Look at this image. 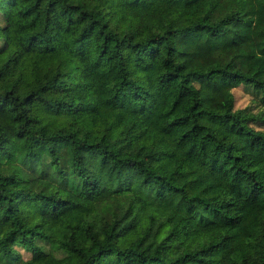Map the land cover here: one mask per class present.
<instances>
[{
    "label": "trees",
    "instance_id": "trees-1",
    "mask_svg": "<svg viewBox=\"0 0 264 264\" xmlns=\"http://www.w3.org/2000/svg\"><path fill=\"white\" fill-rule=\"evenodd\" d=\"M76 18L77 39L110 59L109 89L122 86L144 118L152 97L185 100L174 116L228 157L227 174H243L258 194L259 264H264V163L251 164L222 141L228 126L264 147V0H0V264H218L201 252L223 235L234 196L190 192L174 178L178 163L163 150L117 151L113 114L89 109L71 126L50 128L55 82H68L53 62L25 76L14 66L20 38L50 44V20ZM135 61L124 65L122 44ZM241 84L250 103L233 106ZM154 159V160H151ZM228 264H246L239 248Z\"/></svg>",
    "mask_w": 264,
    "mask_h": 264
},
{
    "label": "rangeland",
    "instance_id": "rangeland-1",
    "mask_svg": "<svg viewBox=\"0 0 264 264\" xmlns=\"http://www.w3.org/2000/svg\"><path fill=\"white\" fill-rule=\"evenodd\" d=\"M54 13L50 20V44L20 38L16 43L17 57L14 66L25 76L58 62L65 71L68 82H55L48 91L57 98L72 99L71 104H56L52 115L46 118L50 128L65 129L79 121L87 110L108 111L113 114V128L109 140L117 151L142 149L150 137L151 150H163L174 156L179 172L174 175L188 191L202 193L206 198L214 196L221 187L228 188L234 199L223 209L234 216L230 223L214 218L205 228L221 227L223 235L205 248L201 254L218 259V264H228L229 253L239 248L246 264H259L258 234L255 208L259 205L256 188L240 173L227 174L225 169L229 157L214 148L207 139L199 137V131H188L186 122L174 117L185 100V94L171 102L162 97H152L153 111L144 118L127 87L122 86L112 94L108 85L106 68L110 59L94 51L92 37L77 39L75 30L78 19H65ZM124 65L132 67L135 56L131 49L122 44ZM233 106L250 103V93L241 84L231 87ZM264 109V107L262 108ZM264 127V121L251 123ZM219 138L231 148H237L243 158L251 164L264 163V147L255 138L243 134L239 144L228 126L217 128ZM154 160V159H151Z\"/></svg>",
    "mask_w": 264,
    "mask_h": 264
}]
</instances>
